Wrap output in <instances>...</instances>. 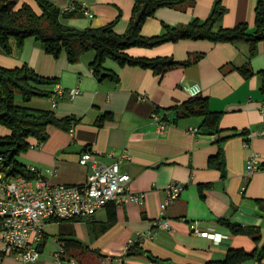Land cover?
<instances>
[{"label":"crops","instance_id":"1","mask_svg":"<svg viewBox=\"0 0 264 264\" xmlns=\"http://www.w3.org/2000/svg\"><path fill=\"white\" fill-rule=\"evenodd\" d=\"M61 9L72 2L86 3L92 16L77 12L66 22L77 28L99 27L114 22V31L124 34L133 15L134 0H52ZM217 0H196L192 7L176 9L167 6L156 10L145 20L142 33L147 36L163 31V23L187 24L195 18L206 19ZM226 6L221 25L234 27L241 22L255 27L257 0H221ZM27 2L39 11L37 0ZM12 53L0 52V64L13 68L27 64L40 75L58 78L66 90L79 88L74 97H65L52 105L49 97H34L19 104L33 108L52 109L59 117L76 116L80 121L70 130L50 125L49 137L41 143L31 139L28 151L19 155L20 162L38 169V177L50 184H83L92 169L80 164V155L91 151L99 161L110 164L121 153L130 159L122 160L121 171L131 176V191L143 194L141 203L133 201L121 205L109 203L90 217L57 221L54 251L47 250L49 235L36 261H23L13 256L0 258V264H58L53 254L59 250L61 240L66 242L67 260L75 264H118L124 256L126 264H160L146 253L176 264H205L209 260L223 259L231 248L254 251L264 244V42L258 52L250 55V43L241 40L211 42L209 40L182 39L154 47L132 46L133 56H172L184 61L199 56L188 66H177L163 75L140 66H121L107 59L104 66L115 72L119 81L98 80L90 67L94 51L85 53L80 61L71 63L65 53L54 57L44 51L41 44L29 37L19 47L12 40ZM249 65L254 74L247 77L239 69ZM198 85L201 95L207 96L211 110L221 112L219 131L209 133L200 128L201 117L177 118V106L191 97L185 86ZM161 110L171 123L160 128L154 119L155 109ZM111 112L114 120L98 126L97 119ZM175 119V120H174ZM198 128L194 132L192 128ZM10 129L0 125V136ZM221 139V142H220ZM222 147L226 174L210 166V158ZM257 155L260 168L246 176V162ZM47 169H54L49 172ZM177 181L183 185L180 196L161 213V204L167 197V186ZM211 183V187H202ZM115 211V219L110 218ZM164 215L169 229H160L150 238L144 237L134 251L144 254L124 255L126 245L152 230ZM245 228L259 229L261 240L247 234H234L220 223V219ZM197 222L200 230L228 233L221 241L200 236L192 231ZM65 238L66 240L62 239ZM3 245L0 241V250ZM58 247V249H57ZM63 264H71L65 262ZM241 264H264L249 259Z\"/></svg>","mask_w":264,"mask_h":264},{"label":"trees","instance_id":"2","mask_svg":"<svg viewBox=\"0 0 264 264\" xmlns=\"http://www.w3.org/2000/svg\"><path fill=\"white\" fill-rule=\"evenodd\" d=\"M134 2L129 26L124 34H118L114 31V22L88 28L69 25L66 20L74 16L76 12L62 11L52 0H37L39 11L27 2L0 0V52L11 54L12 40L21 47L29 37H34L46 53L56 58L65 53L71 63L80 61L85 53L94 51L95 57L90 67L97 79L102 81L110 78L119 81L118 74L104 66L107 59H112L121 66H140L163 75L177 66H188L199 58V56L189 57L187 60L180 61L172 56H133L128 52L132 46L154 47L182 39L231 43L245 40L250 43V55L254 56L258 52V44L264 42V0H257L253 31L245 22L234 27L222 26L221 20L227 8L221 0H217L206 19L195 18L187 24L177 25L163 23V31L152 36L144 35L142 26L147 18L154 16L158 8L167 6L183 10L192 7L196 0H134ZM142 9H144L143 16L137 22L135 20L137 13ZM239 69L247 77L254 74L249 65ZM260 74L264 76V70L260 71ZM57 83L58 78L40 75L27 64L13 68L0 64V125L10 129L8 135L0 136V171L7 179L19 175L29 179L37 178L38 174L32 172L18 159L20 154L30 148L31 139L34 138L43 143L49 137L50 125L70 130L80 121V118L73 115L59 117L52 109L33 108L16 101L17 95H21L24 102H29L34 97L51 98L54 95V85ZM262 90L264 92V81ZM168 110L176 111V120L201 117L200 128L209 133L219 131L221 112L211 110L207 96L201 94L191 96ZM155 113L160 115L161 110L156 108ZM160 117L163 122H173L166 115H160ZM113 120L114 115L111 112H105L96 123L101 127ZM222 153L223 150L220 147L218 154L210 158V166L220 168ZM211 186V183H202L200 188ZM114 216L115 211L110 221L115 219ZM220 223L234 234L250 235L256 242L261 240L257 228H245L225 218L220 219ZM62 239L66 240L63 237ZM61 244L66 249V242L61 240ZM137 248L138 246L135 245L129 251L134 252ZM263 258L264 244L262 247H256L253 254L242 248H231L223 259L209 260L205 264H241L249 259L262 261Z\"/></svg>","mask_w":264,"mask_h":264},{"label":"built area","instance_id":"3","mask_svg":"<svg viewBox=\"0 0 264 264\" xmlns=\"http://www.w3.org/2000/svg\"><path fill=\"white\" fill-rule=\"evenodd\" d=\"M62 11L83 12L92 16L86 3L72 2ZM191 96L201 93L198 85L185 86ZM80 92L79 88L66 90L60 84L54 85V95L51 97L55 107L59 99L74 97ZM160 128H164V122L160 115L153 114ZM198 132V128L191 129ZM264 136V129L259 132ZM128 152L121 153L112 163H102L91 151H85L80 155L79 162L83 166H90L92 171L88 180L83 184H50L41 178L29 179L19 175L7 179L0 171V241L3 245L0 250V258L13 256L23 261H36L41 254V246L45 239V224L52 219H77L90 217L109 203L121 205L125 202L141 203L143 194H135L131 191V176L121 171L122 160H129ZM260 158L251 156L246 162V176H251L260 168ZM29 169L38 173L34 166ZM49 172L54 169H47ZM183 189V185L177 181L170 183L166 188L167 197L161 204V213L165 212L168 205L175 201ZM170 222L164 215L155 221L154 228L138 239L130 241L125 247L124 255L144 237H154L158 230L169 229ZM192 231L200 236H206L214 241H221L228 233L216 230H200L197 222L191 223ZM66 249L63 244L54 252L53 258L58 264L69 262L75 264L74 259L65 258ZM118 264H126L124 256L117 257Z\"/></svg>","mask_w":264,"mask_h":264},{"label":"rangeland","instance_id":"4","mask_svg":"<svg viewBox=\"0 0 264 264\" xmlns=\"http://www.w3.org/2000/svg\"><path fill=\"white\" fill-rule=\"evenodd\" d=\"M88 53V52H87ZM22 98H21V95H17L16 96V101H17V103H19V102H21L22 100H21ZM2 194H1V192H0V196H1ZM58 228V222L57 221H54V222H50V223H48L47 225H46V232L48 233V235H49V239H48V241H47V250H51V251H54L55 249L54 248H56V244L53 242V238H54V234H55V232H56V229ZM57 249H58V247H57ZM251 252H253V250L252 251H250V253Z\"/></svg>","mask_w":264,"mask_h":264},{"label":"water","instance_id":"5","mask_svg":"<svg viewBox=\"0 0 264 264\" xmlns=\"http://www.w3.org/2000/svg\"><path fill=\"white\" fill-rule=\"evenodd\" d=\"M143 12H144V9H142L141 11H139V12L137 13V16H136V19H135L137 22L141 20V18H142V16H143ZM221 163H222V172H223V175H225V174H226V169H225V161H224L223 158H222V160H221ZM253 253H254V251L251 252V254H253ZM133 254H144V251L141 250V251L133 252ZM146 255H147L150 259H152L153 261L158 262V263H160V264H176V263H173L172 261H164V260H162V259H159V258L153 257L150 253H146Z\"/></svg>","mask_w":264,"mask_h":264}]
</instances>
